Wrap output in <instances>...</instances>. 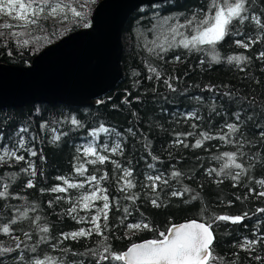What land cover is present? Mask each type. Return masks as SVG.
<instances>
[{
  "label": "trees",
  "instance_id": "16d2710c",
  "mask_svg": "<svg viewBox=\"0 0 264 264\" xmlns=\"http://www.w3.org/2000/svg\"><path fill=\"white\" fill-rule=\"evenodd\" d=\"M97 1L65 0V3L84 14V19L79 22L69 12L67 20L63 14H58L56 18L42 17L38 25L28 28L14 26L7 30L0 29L5 32V35L0 36V62L17 65L28 63L42 46L69 31L83 27L84 22H89L91 10ZM210 3L211 0H169L136 9L121 31L122 76L112 90L101 96L98 104L69 106L32 103L0 109V155L4 154L5 147L9 150L17 148L20 136L25 138L26 147L37 153L36 156H31L21 149L17 151V155H23V161L5 156L6 163L0 162V191H4L7 185L9 193L6 198H0V225L8 223L14 217H20L21 213L27 214L26 218H20L10 225L11 235L0 233L2 248H15L16 243L22 242L21 249L0 256V264H26L27 260L36 256L43 257L45 254L54 255L65 261V264H95L100 254L108 255L104 253L106 245L110 246L111 252L120 253L133 242L159 238V232L166 230L174 222L187 219L208 222L214 215L236 216L245 212L249 213V217L242 223L213 224L214 254L224 258L215 264H231L232 261L235 264H264V259L258 261L253 258L257 255L264 258V244L256 245L252 252L234 247L245 238L254 239L253 232L264 235V213L256 212L257 208H264V197L255 194L264 191V187L256 183L264 180V143L257 137L254 145L245 144L239 149L245 155L238 156L237 162L251 170L243 174L238 183L230 176L216 175V171L227 163L226 159L216 157L224 152L237 151L235 143L211 139L203 141L202 147L192 146L197 139H203L201 132H209L213 136L222 135L228 131L223 127L225 122L234 121L233 112L239 106L230 102L223 93L230 92L237 98L254 97L258 103H264V60L257 59L258 54L264 52V29H258L251 19L245 20L243 24L234 21L229 26L231 34L214 47L202 46L204 51H189L176 46L161 53L163 59L146 52L140 41L132 35L135 25L139 24L144 28L149 24L153 8L161 11V14L176 12L183 13V16H193L195 13L197 18H201L209 10ZM248 7L249 14L255 11L264 22V0H250ZM5 22L13 25L19 23L0 15V23ZM12 32H19L21 35L12 36ZM248 37H259L260 42L247 50L236 45V40L247 41ZM24 40L29 43L23 45ZM240 54L250 59L239 67L235 62L228 63L227 57ZM176 56L180 57L179 61L174 59ZM213 56L217 60L214 61ZM149 64L162 73L160 80H156L154 76L153 79H148L149 75H153L148 71ZM173 76L177 79H171L170 83L176 88L175 92L163 83L164 79ZM208 88L212 90L209 91ZM196 97L202 99L197 100ZM254 109L256 118L264 124L261 109L255 106ZM189 112H195L200 119H185L184 114ZM73 117L80 121L79 126L71 124ZM41 124H46V128L41 129ZM101 124L110 132L99 133L94 140L89 133L98 129ZM22 127L28 131L18 136L17 132ZM129 129L132 131L129 132ZM241 131L252 138L255 125L249 122L242 126ZM116 133L120 135L117 136ZM177 133L182 134L179 139L183 144L175 143ZM188 133L191 135H184ZM55 135H59L60 139L54 142L52 138ZM230 139L238 140L240 137L235 134ZM87 142H91L100 155H106L109 159L104 164L87 163L91 160L83 152V146ZM117 142L121 144L122 152L113 154L110 150H103L105 144L111 149ZM185 144L188 146L185 147ZM153 156L159 159L153 160ZM29 163L34 165L35 177L30 175L31 169L29 172L21 171L28 169ZM117 164L121 169L132 171L130 179L133 180L134 188L121 191L124 181L119 179L122 172L116 167ZM149 164L154 167L149 168ZM80 165L86 169L83 175L76 171ZM210 169L216 171L208 175L207 170ZM226 171L235 173L239 170L231 168ZM173 172L181 175L173 176ZM161 173L168 180L167 185L157 182L155 193L150 187L143 186L150 183L145 179L147 175ZM93 175L97 178L107 177L99 185L107 189L105 194L109 198L108 229L102 230L103 236L93 234L76 240H65L61 234L85 226L86 221L77 220L80 217L88 219L89 212L76 209L71 215L66 214L73 207L75 188H69L66 192H52L49 189L62 184V180L57 177L82 182ZM29 179L34 182L35 186L32 188L26 187ZM234 183L236 187H233ZM185 188L188 189L187 192L184 191ZM249 188L254 191L249 193ZM173 191L182 195L173 197ZM132 194L137 197L135 202L126 199ZM193 197L196 199H192ZM152 199H157L160 206L154 207ZM125 208L130 213L126 219ZM100 222L104 223L102 217ZM128 223H148L150 230L133 233L127 229ZM44 226L49 228L48 233L40 232V228ZM24 232H28L32 238L27 239ZM104 236L108 237L107 241ZM13 237H19V241ZM41 237L48 239L45 242ZM38 241L40 243L36 253L29 251ZM52 245H56L55 251ZM63 249H68V252L62 251ZM90 250L96 255L93 256ZM21 252L25 257L24 261L17 259ZM233 253L238 255L234 256ZM100 264L122 263L109 259Z\"/></svg>",
  "mask_w": 264,
  "mask_h": 264
},
{
  "label": "snow or ice",
  "instance_id": "6c2138e0",
  "mask_svg": "<svg viewBox=\"0 0 264 264\" xmlns=\"http://www.w3.org/2000/svg\"><path fill=\"white\" fill-rule=\"evenodd\" d=\"M95 2V0H93ZM250 0H211L209 5V13L204 14L202 19H197L196 14H193L192 19L186 18L185 24H177L171 25L167 29L168 35L164 37L162 42H158L159 38L151 41V47H149V52L154 53L159 59H163L161 53H166L168 49L176 46H182L189 51H204L205 49L202 46H212L214 47L219 42L223 41L226 36L230 35V25L233 24L234 21H238L240 24H243L245 20L251 19L252 22L255 23L258 29H264V22L261 20V16L258 15L255 11L249 14V5ZM71 13L73 17L76 18L77 22L84 19V14L81 11H77L76 8L72 7L71 4L65 3V0H0V15H7L11 19L18 21L17 25H13L11 23H0V29H11L14 26L28 28L29 26L38 25L40 19L43 17L47 19L48 17L56 18L58 14H63L64 19L67 20V13ZM195 25L193 29V34H191L190 38L185 37L183 32H180L181 28L189 27L191 28ZM84 28L91 27L89 22L83 23ZM239 35V32L236 33ZM5 35L4 31H0V36ZM12 36H20L19 32L10 33ZM176 36H181L182 39L180 41H176ZM259 37L253 39L252 37H248L247 41L243 39H238L235 41L238 47L244 48L245 50L249 49L251 45L255 43H259ZM29 41L24 40L22 42L23 45H27ZM11 55V53H9ZM176 61L180 60L179 56L174 58ZM250 58L240 54L233 55L227 57L228 63H233L239 67L241 63L246 62ZM257 59L264 60V52H260L257 56ZM213 60H217L216 56H213ZM204 63V61H201ZM243 71V68L240 69ZM148 71L153 75H149L148 79H153V76L156 80H160L162 73L157 70V68L152 67L150 64L148 65ZM171 79H177L176 77H169L168 79H164L163 83L167 85V87L175 92L176 88L170 83ZM259 83V81H256ZM207 87V86H206ZM211 91V88H208ZM223 96H227L230 102H235L239 107L237 111L233 112L234 121L233 122H225L223 125L228 131L224 132L222 135L213 136L210 135L209 132H201L200 136L203 138L197 139L193 147H202L203 141L211 140V139H220L222 141H227L228 143H235L237 145V151L235 152H224L220 154V156L216 157L217 159H226L227 163H224L219 171L215 169L207 170V174L211 175L213 171H216V175L220 176L221 174L225 176H230L233 181L237 183L240 181V178L243 174L249 172L250 168H245L244 164L237 162L238 156H244L245 153L239 151V149L243 148L245 144L254 145V139L258 137L259 141L264 143V124H261L259 119H257V113L255 112V108L261 109L260 115L264 116V103H258L256 99L248 98V97H239L237 98L234 94L230 92H225L222 94ZM197 100H201V97H196ZM215 111V108H213ZM218 114V113H217ZM185 119L195 118L200 119L199 116L195 112H189L184 114ZM249 122H252L255 125V132L252 134V138H250L245 132L241 131L242 126H246ZM71 124L74 126H79L80 121H78L75 117L71 119ZM46 124H41V129L46 128ZM27 128H20L17 132L19 136L20 133L27 132ZM129 132L132 130L129 129ZM110 130L101 124L98 129H93L89 135L92 136L95 140V137L99 133H108ZM66 134V133H65ZM238 134L240 139L232 140L231 136ZM119 136V133H116ZM180 135L177 133V139L175 143L183 144V141L179 139ZM191 135V133L184 134ZM53 141H58L60 139L59 135L53 136ZM187 147L188 145H184ZM25 150L31 156H36L37 153L35 150L26 147V140L23 136H20L18 140V147L9 150L7 147L4 148V154L0 155V162L6 163L5 156L15 159L16 161H23L25 157L23 155H17V151ZM104 151H111L113 154L122 152V146L119 142L115 143L111 149L108 148V145H104ZM80 151V149H78ZM83 152L85 155L94 156V160H89L87 163L90 164H104L105 161L109 159L106 155L98 154L97 148L91 146V144L87 147L83 148ZM42 158V157H41ZM153 160H158L159 158L156 156L152 157ZM259 162V161H258ZM115 163V162H114ZM116 167L121 170L122 175L119 177L120 180L124 181V186L121 188V191H126L128 189H132L135 187L133 180L130 179L132 177V171L130 169H121L120 165L117 164ZM149 168H153L154 166L149 164ZM235 168L239 171L232 173L231 171H226L228 169ZM31 169L30 175L35 177L36 172L34 169V165L29 163L28 169H21L22 172H29ZM78 174L83 175L84 169L83 165H80L76 168ZM173 176L181 175L179 172H173ZM106 176H101L97 178V176L93 175L87 178L85 182H95L99 185V182L106 179ZM58 180H62L63 184L66 187H62L60 185H56L53 188L49 189L52 192H66L69 188H77L83 187V184H74L70 183L64 177H57ZM149 184L143 185L144 187H150L151 190L155 193L158 187V183L167 185L168 180L163 178V174L157 175H147L145 177ZM222 182V181H218ZM261 187H264V180L256 181ZM34 182L32 179L27 181L26 187L32 188L34 187ZM236 183L233 184V187H236ZM42 191H44L42 189ZM188 191L187 188L184 190ZM254 190L249 188V193H252ZM107 189L96 187L90 194L83 195L80 197V200L83 202V208L88 209L91 207L92 202L98 199H102L104 201L103 207L100 208L95 215H92L90 219L87 221L92 225L91 228L84 229L81 228L78 231H74L71 233H62V237L67 239L76 240L80 237H89L93 234L103 236L102 230L108 229V210L110 208L109 198L107 195H97V193H106ZM259 197H264V191H259L255 193ZM9 195L7 190V185H5V190L0 191V198H6ZM182 193L173 191L171 192V196H180ZM246 198V197H245ZM60 199V197H57ZM126 199L132 200L135 202L137 197L132 194L126 197ZM192 199H196L193 197ZM237 199H241L237 197ZM51 203V202H50ZM151 203L154 207H159L160 205L157 202V199H152ZM231 203V201H229ZM206 210V209H205ZM76 211V206L69 208L67 210L68 215H71ZM125 219L127 215H130L129 210L127 208L124 209ZM257 213H264V208H257ZM26 213H21L20 217H14L8 223L0 225V233L5 235H11L12 229L10 225L15 224L18 219L26 218ZM103 218L104 223L101 224L100 220ZM249 217V213L245 212L243 215H214L209 219L208 222H197L196 220L180 224V225H171L166 230L159 232V238L146 241L140 244H133L129 247L125 252L122 253H114L110 251V246H105L104 253H108V255L100 254L99 258L95 261V264H100L101 261H107L111 259L112 261H120L123 264H215L217 261H223L224 258L214 254V240L215 236L213 234V224L216 222H230L232 224L242 223L246 218ZM76 219V217H73ZM36 219H39L37 217ZM77 222H84V218L80 217ZM127 229L130 232H136L138 230L149 229L150 225L148 223H128L126 225ZM40 232L48 233L49 228L47 226L41 227ZM23 235L27 239H31V235L28 232H24ZM254 239H247L238 244L234 245V247L240 248L242 251L252 252L255 251L256 245L264 244V235H257L256 232H253ZM13 239L19 241V237H13ZM48 237H41L42 241H47ZM108 237L104 236V240L107 241ZM21 243L18 242L15 245V248H2L0 247V256H4L5 254H9L15 252L18 249H21ZM39 241L36 246L28 249L32 253H36V248L39 245ZM53 251L56 250V245H52ZM62 251L68 252V249H63ZM93 256L96 253L90 250ZM75 255V253H73ZM83 255V254H81ZM234 256H237L238 253H233ZM256 260L264 259L261 256L257 255L253 257ZM18 260L24 261L25 257L23 252L17 257ZM26 264H65V261L62 259L50 255L45 254L43 257H34L30 260L26 261ZM231 264H235V261H232Z\"/></svg>",
  "mask_w": 264,
  "mask_h": 264
},
{
  "label": "water",
  "instance_id": "95a60500",
  "mask_svg": "<svg viewBox=\"0 0 264 264\" xmlns=\"http://www.w3.org/2000/svg\"><path fill=\"white\" fill-rule=\"evenodd\" d=\"M164 1L168 0H98L89 16L91 27L74 29L45 44L23 65L0 62V109L32 103L98 104L122 76L124 24L138 7ZM105 17L114 22L108 41L104 39ZM94 64L99 70L93 67V71L102 72L97 79L91 78ZM193 220L174 222L168 227ZM149 240L153 239L133 242L120 253Z\"/></svg>",
  "mask_w": 264,
  "mask_h": 264
},
{
  "label": "rangeland",
  "instance_id": "374dc122",
  "mask_svg": "<svg viewBox=\"0 0 264 264\" xmlns=\"http://www.w3.org/2000/svg\"><path fill=\"white\" fill-rule=\"evenodd\" d=\"M153 10L149 16V24L144 28L141 27L139 24H137L135 25L132 31L133 32L132 35L135 36L137 41H140L142 47L145 49L146 52H149L148 49L149 47L152 46L150 43L151 41L156 40L157 38H159L158 42H162L164 40V37L168 35L167 29L169 28V26L177 25V24H185L186 18L189 20L193 18V16H183V13L170 12L168 14H161V11L159 10L153 11ZM204 14H211V13H209V10H208V11H205ZM2 16H4L5 19H9L10 21L14 23L18 22L16 20L11 19L7 15H2ZM203 16L197 19H202ZM194 28H195V25H193L191 28L189 27L181 28L180 32H183L185 37L190 38L191 34H193ZM181 39H182L181 36H176L177 42L180 41ZM90 144L92 146L91 142H87V144H85L83 148L89 146ZM88 156H90L91 160L95 159L94 156H91V155H88ZM86 180L82 182H75V181H69V182L74 183V184H83V187L75 188V192L72 196V202H73V206L74 205L76 206V209L85 210L86 212H89V215H88L89 218L84 220L87 222L92 215H95L97 211L103 207L104 201L102 199H98L92 202V205L90 208L88 209L83 208V202L80 200V197L83 195L90 194L97 186L102 188L100 185H97L95 182H85ZM59 185L62 187H66V185L63 184V181H62V184H59ZM97 195H106V194L97 193ZM91 227L92 225L87 222L86 225L81 228L88 229ZM81 228H78L75 231H78Z\"/></svg>",
  "mask_w": 264,
  "mask_h": 264
},
{
  "label": "bare ground",
  "instance_id": "6f19581e",
  "mask_svg": "<svg viewBox=\"0 0 264 264\" xmlns=\"http://www.w3.org/2000/svg\"><path fill=\"white\" fill-rule=\"evenodd\" d=\"M169 1V0H168ZM161 3V2H160ZM154 4H157V3H154ZM153 4H151V5H144V6H152ZM140 7H143V6H140ZM140 7H138V8H140ZM137 8V9H138ZM111 10V9H110ZM134 13V12H133ZM109 14V13H108ZM112 14H113V11H111V15L109 16V17H111L112 16ZM132 15V14H131ZM105 38L104 39H106L107 41H108V39H107V37L109 36V34L111 33V26H113L114 25V22H113V20H112V18H107V17H105ZM109 38V37H108ZM106 42V41H105ZM23 65V64H22ZM93 67H96L95 69H97V70H99V68L96 66V64H94L91 68H92V77L91 78H93V79H97L99 76H100V74L102 73L101 71H98V72H94L93 71ZM105 70V69H104ZM123 73V72H122ZM120 80V79H119ZM28 105V104H27ZM65 105V104H64ZM25 106V105H24ZM70 106V105H69ZM84 106V105H83ZM74 155H75V153H74ZM85 176V175H84ZM117 205V204H116ZM134 216V215H133ZM27 246V245H26Z\"/></svg>",
  "mask_w": 264,
  "mask_h": 264
}]
</instances>
